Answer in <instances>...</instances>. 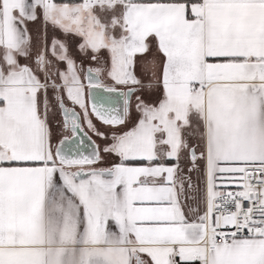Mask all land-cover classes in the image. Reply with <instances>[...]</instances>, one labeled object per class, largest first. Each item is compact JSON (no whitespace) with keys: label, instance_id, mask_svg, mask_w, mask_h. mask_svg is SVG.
Listing matches in <instances>:
<instances>
[{"label":"snow or ice","instance_id":"1","mask_svg":"<svg viewBox=\"0 0 264 264\" xmlns=\"http://www.w3.org/2000/svg\"><path fill=\"white\" fill-rule=\"evenodd\" d=\"M0 264H264V0H0Z\"/></svg>","mask_w":264,"mask_h":264},{"label":"crops","instance_id":"2","mask_svg":"<svg viewBox=\"0 0 264 264\" xmlns=\"http://www.w3.org/2000/svg\"><path fill=\"white\" fill-rule=\"evenodd\" d=\"M158 61L156 59V53L152 52L150 54H146V57L143 61L139 62L136 68L137 75L144 80L146 83L149 81L154 82V74L158 71L157 68ZM135 116V113H133ZM133 126L132 121H129L128 127L125 130H130ZM198 132V129L196 130ZM95 139V137H93ZM99 142V141H97ZM108 166V164H105ZM198 177L194 176L192 183L195 185L197 183ZM189 203H194L197 199L202 198L204 195L203 192V181H200V191H196L193 189L190 193Z\"/></svg>","mask_w":264,"mask_h":264},{"label":"rangeland","instance_id":"3","mask_svg":"<svg viewBox=\"0 0 264 264\" xmlns=\"http://www.w3.org/2000/svg\"><path fill=\"white\" fill-rule=\"evenodd\" d=\"M106 166V165H105Z\"/></svg>","mask_w":264,"mask_h":264}]
</instances>
